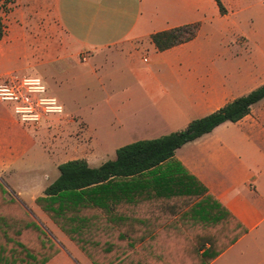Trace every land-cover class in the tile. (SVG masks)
<instances>
[{
  "label": "crops",
  "instance_id": "1",
  "mask_svg": "<svg viewBox=\"0 0 264 264\" xmlns=\"http://www.w3.org/2000/svg\"><path fill=\"white\" fill-rule=\"evenodd\" d=\"M218 1L222 11L215 0L0 1V84L39 80L32 100L54 98L61 120L84 121L92 138L79 158L41 165L13 104L0 102V172L10 177L0 181V264H264L259 102L155 167L46 192L66 162L97 169L264 84V0ZM179 28L194 37L155 48L153 34ZM104 111L114 127L97 140L90 120ZM51 125L56 115L36 133Z\"/></svg>",
  "mask_w": 264,
  "mask_h": 264
},
{
  "label": "trees",
  "instance_id": "2",
  "mask_svg": "<svg viewBox=\"0 0 264 264\" xmlns=\"http://www.w3.org/2000/svg\"><path fill=\"white\" fill-rule=\"evenodd\" d=\"M1 1V0H0ZM222 11V6L215 0ZM184 30L188 36L183 37ZM194 28H179L155 33L151 36L155 48L162 52L191 40ZM264 99V84L246 96L234 99L218 111L192 120L188 126L178 132L149 141H140L122 147L116 151V158L97 169H90L83 161H70L59 166V178L46 192L78 190L98 184L114 176L136 174L174 156L177 149L213 131L225 123H236L247 116L253 105Z\"/></svg>",
  "mask_w": 264,
  "mask_h": 264
},
{
  "label": "rangeland",
  "instance_id": "3",
  "mask_svg": "<svg viewBox=\"0 0 264 264\" xmlns=\"http://www.w3.org/2000/svg\"><path fill=\"white\" fill-rule=\"evenodd\" d=\"M189 30H184L183 37L188 36ZM263 104L264 110V99L259 102V105ZM75 109L79 111L84 109V106L77 105ZM101 108H104L103 106ZM58 119V125L53 126L51 125V132L50 134L43 138L36 133V126L40 125L43 120L51 117V115L44 116L41 121L33 126L31 124L25 125V129L31 134L33 141H34V152L29 154L32 157V160L36 163H48L57 160V163H62L71 159L79 158L83 152L87 151L90 147L89 144L91 143V137L85 136V132L87 130V124L80 120L74 119L73 122H66L61 120V116L63 115H56ZM100 118L97 116H93L90 120L93 125L94 133H96L97 140L101 136V133L107 131L108 128H113L111 126L112 121L110 120V114L104 111V113L99 115ZM53 117V116H52ZM44 143V147L46 148L47 152L45 153V158H42L39 155V150L41 149L40 144ZM83 150V151H82ZM28 156H25L24 159H27ZM10 178L8 174H4L0 172V181L3 183H7V179Z\"/></svg>",
  "mask_w": 264,
  "mask_h": 264
},
{
  "label": "built area",
  "instance_id": "4",
  "mask_svg": "<svg viewBox=\"0 0 264 264\" xmlns=\"http://www.w3.org/2000/svg\"><path fill=\"white\" fill-rule=\"evenodd\" d=\"M80 61L86 63L88 54L82 55ZM35 93H43V87L37 79L0 84V102L13 104V113L23 124L35 126L44 116L62 113V107L54 98L32 100L31 95Z\"/></svg>",
  "mask_w": 264,
  "mask_h": 264
}]
</instances>
